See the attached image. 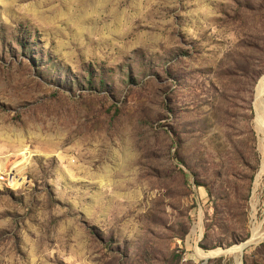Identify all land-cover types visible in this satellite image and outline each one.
Here are the masks:
<instances>
[{
    "label": "rangeland",
    "instance_id": "rangeland-1",
    "mask_svg": "<svg viewBox=\"0 0 264 264\" xmlns=\"http://www.w3.org/2000/svg\"><path fill=\"white\" fill-rule=\"evenodd\" d=\"M263 75L264 0H0V264H264Z\"/></svg>",
    "mask_w": 264,
    "mask_h": 264
},
{
    "label": "bare ground",
    "instance_id": "bare-ground-1",
    "mask_svg": "<svg viewBox=\"0 0 264 264\" xmlns=\"http://www.w3.org/2000/svg\"><path fill=\"white\" fill-rule=\"evenodd\" d=\"M259 83H260V86L258 87ZM256 90H257V93L255 96V101H254V108H255L254 127L257 133H259L260 135L259 138H260V142L262 143V147H263V157H262V161L260 165V170L257 174L258 177H260L261 174H264V141H263L264 139V75L258 81ZM253 232H254L253 237L250 241L254 242L258 240V238H263L264 236V233L262 235H258L256 232V229H253Z\"/></svg>",
    "mask_w": 264,
    "mask_h": 264
},
{
    "label": "trees",
    "instance_id": "trees-1",
    "mask_svg": "<svg viewBox=\"0 0 264 264\" xmlns=\"http://www.w3.org/2000/svg\"><path fill=\"white\" fill-rule=\"evenodd\" d=\"M241 70L242 71H244V69L243 68H241ZM101 82H104V80H102V78H101V80H100ZM89 83H91V82H89ZM198 185H201V184H198Z\"/></svg>",
    "mask_w": 264,
    "mask_h": 264
},
{
    "label": "water",
    "instance_id": "water-1",
    "mask_svg": "<svg viewBox=\"0 0 264 264\" xmlns=\"http://www.w3.org/2000/svg\"><path fill=\"white\" fill-rule=\"evenodd\" d=\"M257 84H258V82H257ZM257 84H256V86H257Z\"/></svg>",
    "mask_w": 264,
    "mask_h": 264
}]
</instances>
